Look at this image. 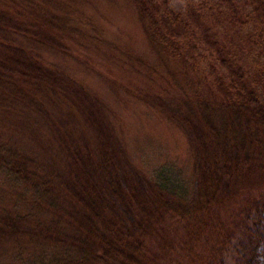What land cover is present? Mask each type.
<instances>
[{
  "label": "trees",
  "instance_id": "1",
  "mask_svg": "<svg viewBox=\"0 0 264 264\" xmlns=\"http://www.w3.org/2000/svg\"><path fill=\"white\" fill-rule=\"evenodd\" d=\"M126 1L158 60L125 57L150 82L135 98L183 134L191 178L174 166L137 169L101 98L36 53L78 59L87 26L70 0H0V108L32 113L49 132L43 145L27 137L41 155L0 143L9 188L0 194V258L225 264L234 240V264H260L264 0H186L177 10L171 0Z\"/></svg>",
  "mask_w": 264,
  "mask_h": 264
},
{
  "label": "rangeland",
  "instance_id": "2",
  "mask_svg": "<svg viewBox=\"0 0 264 264\" xmlns=\"http://www.w3.org/2000/svg\"><path fill=\"white\" fill-rule=\"evenodd\" d=\"M69 3L82 15L78 16L80 24L87 26L82 31L88 39L77 43L84 49L74 45L80 52L78 59L32 46L36 53L101 98L116 135L123 139L127 156L137 169L149 176L160 166H174L189 181L192 155L185 137L155 109L135 98L141 90L151 92L150 82L142 71L125 63V57L142 59L151 66H156L158 60L141 33L131 5L126 0H82L80 3L70 0ZM185 3L186 0H171L170 4L177 10ZM34 133L39 134L42 145L46 143L49 132L38 116L25 114L23 109L16 107L13 112L0 108V143L41 155L38 145L27 138ZM7 186L0 180V194L9 190ZM235 245L233 240L224 256L225 264H234ZM176 253L174 248L169 258L174 259ZM0 261V264H8L6 256ZM160 262L165 264L162 258ZM259 262L264 264V256L260 255Z\"/></svg>",
  "mask_w": 264,
  "mask_h": 264
}]
</instances>
